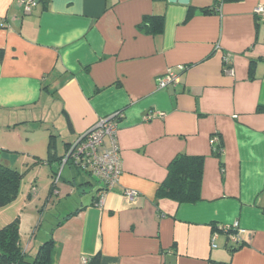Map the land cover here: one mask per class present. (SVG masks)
<instances>
[{"label": "crops", "instance_id": "crops-1", "mask_svg": "<svg viewBox=\"0 0 264 264\" xmlns=\"http://www.w3.org/2000/svg\"><path fill=\"white\" fill-rule=\"evenodd\" d=\"M23 1L0 0V128H42L61 157L99 118L123 114L120 180L100 204L94 176L43 162L56 264L98 252L99 264H264V0H35L30 12ZM147 15L163 16L161 32L140 26ZM168 68L179 82L159 88ZM9 146L0 159L12 165ZM178 154L203 157L194 202L157 196ZM234 222L239 242L219 232L211 247L213 226Z\"/></svg>", "mask_w": 264, "mask_h": 264}, {"label": "trees", "instance_id": "trees-1", "mask_svg": "<svg viewBox=\"0 0 264 264\" xmlns=\"http://www.w3.org/2000/svg\"><path fill=\"white\" fill-rule=\"evenodd\" d=\"M217 1L218 0H216L215 5ZM216 7L217 5H213L212 10ZM201 9L203 12L210 11L208 7H202ZM162 24V15H147L143 18L140 26L146 29V32L150 34H157L161 32ZM118 112L122 111L119 110ZM68 126H70L69 121ZM53 137L52 134L49 135L47 158L45 160L38 159L40 162L49 163L54 158L62 161L65 153L61 157H54ZM218 147L219 149H217V151H220V143ZM202 160V156L186 154L176 155L168 165L167 175L159 185L157 196L172 198L178 202H194L198 200L202 174ZM22 176L23 173L18 172L0 159V206L14 199L17 194L19 180ZM56 182L54 178L51 186L54 187ZM98 198L99 195H97L95 202L98 201ZM76 212L77 211H73L70 214ZM215 227L216 225L213 226V228ZM17 231L18 226L16 220L0 228V264H56V242L52 238L51 232L49 236L44 238L45 240L42 243L36 246L34 252H31L29 249L20 246ZM230 233L234 234L236 230H229V232L226 233L227 237H229ZM233 249L234 248L231 250ZM100 256L98 252L92 256L86 257L87 261L85 264H99Z\"/></svg>", "mask_w": 264, "mask_h": 264}, {"label": "rangeland", "instance_id": "rangeland-1", "mask_svg": "<svg viewBox=\"0 0 264 264\" xmlns=\"http://www.w3.org/2000/svg\"><path fill=\"white\" fill-rule=\"evenodd\" d=\"M30 128L31 126L27 127L29 133H26L20 124L11 125L10 130H6L4 127L0 128V146L10 144L9 148L15 151H10V155L18 157L10 166L23 173L14 199L0 206V228L16 220L18 242L22 248L29 250L45 240L48 229L56 222L53 219L56 218L54 210L50 204L45 205L49 185L48 178L55 175L47 164L38 160L39 156L36 158L31 154V152H37L45 160L47 158V139L49 138L43 139L45 134L42 128L33 130ZM18 135L21 136V140L17 138ZM61 142L62 140H58L59 145ZM59 147H62V143ZM1 151L5 150L0 149V153ZM32 188H36L35 193H38L34 199L29 194ZM69 199L63 204L73 202L72 196Z\"/></svg>", "mask_w": 264, "mask_h": 264}, {"label": "built area", "instance_id": "built-area-1", "mask_svg": "<svg viewBox=\"0 0 264 264\" xmlns=\"http://www.w3.org/2000/svg\"><path fill=\"white\" fill-rule=\"evenodd\" d=\"M35 0H26L20 4L22 11L30 12L35 6ZM254 13L260 20L264 21V5L259 4L254 8ZM6 26V19L0 17V28ZM179 72H182L185 67L178 65ZM180 75L168 68L157 79V86L165 88L170 84H177ZM122 112H113L110 115L99 118L91 127H89L83 135L71 143L65 155L62 158V164L67 161L71 162L79 170L94 176L103 183V189L98 193L99 198L96 204H100L103 194L108 190H112L119 182L122 170V159L119 146L117 143V130L119 121L122 118ZM153 113H147L145 120L151 119ZM217 141V136L211 138V143ZM58 176L55 178L57 181ZM123 194L130 200L138 196V193L131 189H125ZM229 230H236V233L229 234V237L239 242L237 230L238 223L234 222L231 225L216 226L210 236L211 247H215V239L219 232L228 233ZM86 258L82 259V264H85Z\"/></svg>", "mask_w": 264, "mask_h": 264}, {"label": "water", "instance_id": "water-1", "mask_svg": "<svg viewBox=\"0 0 264 264\" xmlns=\"http://www.w3.org/2000/svg\"><path fill=\"white\" fill-rule=\"evenodd\" d=\"M168 2H178V3H182V4H187L189 2V0H168Z\"/></svg>", "mask_w": 264, "mask_h": 264}]
</instances>
